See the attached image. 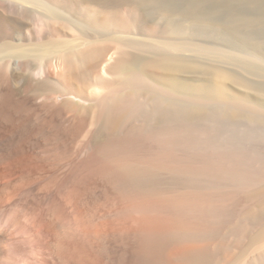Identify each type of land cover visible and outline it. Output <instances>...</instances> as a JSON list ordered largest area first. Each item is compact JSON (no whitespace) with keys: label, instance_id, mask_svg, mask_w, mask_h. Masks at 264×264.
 <instances>
[{"label":"bare ground","instance_id":"6f19581e","mask_svg":"<svg viewBox=\"0 0 264 264\" xmlns=\"http://www.w3.org/2000/svg\"><path fill=\"white\" fill-rule=\"evenodd\" d=\"M244 4L258 13L247 14L240 8ZM263 7L264 0H0V69L17 83L24 75L49 76L55 59L69 66L86 87L94 85L91 94L96 99L149 75L155 88L161 82L187 98L221 102L232 117L255 118L264 114V61L242 47L230 52L192 37L233 35L264 49ZM160 15L170 34H186L190 39L163 38ZM143 16L155 22L143 27ZM67 30L79 35L57 36ZM136 30L144 36H135ZM190 73L204 79L192 82L184 77ZM90 138L96 140L95 148L86 157L64 173L50 171L42 178V190L52 193L48 204L21 205L18 211L34 207L45 222L49 233L43 249L48 264H160L142 258L160 249L155 236L197 226L194 213L198 204L207 201L205 196L113 184V168L159 163L160 152L151 153L132 138H105L98 130ZM6 168L9 174L21 172L12 190L38 179L44 170L30 155L18 156ZM61 198L79 210L85 230L70 228L64 211L58 210ZM109 234L120 242L118 248L103 242ZM4 237L0 233V243ZM250 245L247 256L241 252L229 264H264V226ZM182 251L174 248L171 253Z\"/></svg>","mask_w":264,"mask_h":264},{"label":"rangeland","instance_id":"374dc122","mask_svg":"<svg viewBox=\"0 0 264 264\" xmlns=\"http://www.w3.org/2000/svg\"><path fill=\"white\" fill-rule=\"evenodd\" d=\"M240 8L249 15L259 11L248 4ZM142 19L146 21L142 20L143 27L155 22L149 16ZM157 21L163 38L190 39L186 34H170L163 16ZM61 35L76 38L79 34L67 30L57 34ZM134 35L142 36L143 31L136 30ZM228 37L198 35L192 39L230 52L242 47L264 61V49ZM53 64L52 75H24L17 83L0 69V233L5 236L0 243V264H48L43 247L49 230L36 208L19 212L20 206L39 201L48 204L52 193L42 190L43 177L50 171L64 173L86 157L95 148L96 140L90 138L95 130L105 138H132L151 153L160 152L159 163L113 168V184L130 190H159L161 194L193 192L207 200L195 210L197 226L160 232L155 236L160 249L149 257L141 256L145 262L229 264L236 255L249 254L250 243L264 226L263 113L255 118L232 117L221 102L187 98L161 82L159 89L151 86L149 75L96 99L91 94L94 85L86 87L58 60ZM226 66L241 73L232 64ZM184 77L192 82L204 79L198 73ZM21 155L34 156L44 170L38 179L12 190L21 172L16 169L9 174L6 165ZM58 210L64 211L70 228H87L79 210L66 198L60 199ZM104 239L109 248L120 246L113 235ZM174 248L183 251L171 253Z\"/></svg>","mask_w":264,"mask_h":264}]
</instances>
